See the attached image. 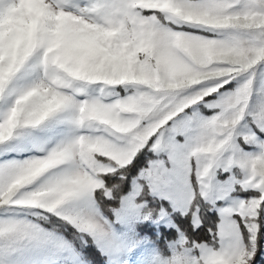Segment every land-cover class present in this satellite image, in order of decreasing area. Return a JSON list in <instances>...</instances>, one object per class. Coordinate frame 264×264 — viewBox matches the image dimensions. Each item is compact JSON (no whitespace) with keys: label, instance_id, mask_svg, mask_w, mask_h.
Returning <instances> with one entry per match:
<instances>
[{"label":"clouds","instance_id":"obj_1","mask_svg":"<svg viewBox=\"0 0 264 264\" xmlns=\"http://www.w3.org/2000/svg\"><path fill=\"white\" fill-rule=\"evenodd\" d=\"M45 2L58 10L56 0ZM131 2L136 15L121 18L123 35L114 36L103 51H94L91 41L78 33L49 34L41 39L33 23L32 9L37 3L0 0V65L7 69L17 56L23 59L11 78L14 86L4 93L2 116L15 113L16 134L41 128L64 113L71 114L75 127L70 138L50 147L38 145L44 148L42 154L21 162L25 169L48 162L54 166L37 176L25 172L10 197L12 203L35 199L38 205L49 206L59 198L58 189L72 181L106 185L103 170L121 167L120 160L109 153L128 151L138 137L179 110L175 119L184 114L190 125L181 143L187 153L191 191L195 202L204 207L197 177L204 182L206 169L212 171L216 164L232 158L226 153L236 142L245 106L240 88L250 75L247 65L255 60L257 50L264 49V26L256 27L246 7L234 6L230 0L195 4L212 12L208 24L180 16L170 19L159 9L151 10L154 0ZM74 14L87 24L112 28L94 11ZM217 14L222 19H217ZM178 36L187 44H178ZM237 77L244 79L235 89L221 91ZM201 106L212 114L205 115ZM189 108L195 109L191 115L186 113ZM129 170L123 167V172ZM98 193L97 206L107 212L113 205L105 204L102 188ZM257 198H264V193H258ZM0 204L3 211L27 220L36 219L31 213L44 211L41 206L11 207L8 200ZM48 226L53 227L51 223ZM241 239L247 246L243 229ZM195 243L196 238L189 237L177 252L191 249V264H204ZM201 243L222 251L219 239L212 236ZM227 244L225 241V247ZM160 251L172 264L168 253L163 248Z\"/></svg>","mask_w":264,"mask_h":264},{"label":"snow or ice","instance_id":"obj_2","mask_svg":"<svg viewBox=\"0 0 264 264\" xmlns=\"http://www.w3.org/2000/svg\"><path fill=\"white\" fill-rule=\"evenodd\" d=\"M56 2L58 10L45 0H39L34 7L33 23L40 38L43 39L49 34L78 33L81 38L91 41L94 51H103L114 36L123 35L120 27L122 17L136 15L135 4L131 0H56ZM156 9L170 19L173 16L185 18L200 11V8L190 0H176L172 4L157 3L154 0L151 10ZM92 11L112 25V28L109 30L98 24H87L74 14L79 13L83 16L91 14ZM250 11L252 13L250 18L264 26V0H252ZM76 24L82 27L77 28ZM180 41L181 38L178 36L176 42L179 44ZM262 63L264 49H259L255 60L247 65L250 75L240 88L245 101L241 118L245 120L250 116L251 122L260 132H264V103H259L255 110L251 111L250 105L254 93L253 66ZM22 64V57L17 56L7 69L0 65V102L4 93L8 91L12 76ZM178 113L179 110L173 112L167 121H161L148 130L145 136L138 137L134 146L123 153L121 167L114 168L106 175L105 180L117 176L126 180L123 167L130 168L146 144H150L156 153H167V159L152 160L148 167L140 171L135 193H123L119 197V206L109 209L114 218H109L97 206L92 185L85 186L76 181L58 189L59 198L49 206H42L43 212L31 213L35 220L21 219L18 215L9 214L2 210L3 205L0 204V264H59L58 256L74 250L73 241L63 235V231L68 228L74 229V239L90 237L98 248H104L110 253L119 252L125 247L135 250L144 243L143 238L135 234L131 237L122 235L115 227L128 218L134 219L137 223H144L146 227V222L152 221L176 229L177 239L169 244L170 251L167 252L172 264H191L188 255L191 249H183L182 254L177 252L188 242L189 237L196 238L195 246L199 249L204 264H261L260 256L264 253V198H257V194L264 193V141H260L256 131H252L244 136V142L247 144L259 142L261 151L255 155L244 154L237 161L230 159L223 166L224 171H230L234 163H239L241 168L247 170L245 179L239 182V189L233 175H230L228 179L220 182L219 195L214 200L211 199L216 170L222 163L216 164L215 171L205 170L204 182H200L197 177L200 199L205 203L211 202L207 211L215 210L217 213V219L213 222L215 226H209L207 229V232L221 243L222 251L215 252L206 243H201L207 239L199 238L205 235L207 217L205 210L195 202L191 191V173L186 171L187 153L184 150L185 145L178 139L180 136L186 138L190 125L186 120L175 119ZM170 121L173 123L169 128ZM17 127L14 112L8 117L2 116L0 144L14 138L17 135ZM231 147L234 151L238 149L243 152L237 142L232 143ZM34 168V165H30L25 169L21 162L15 160L0 163V201L8 200L11 207L37 204L35 199L15 203L10 199L18 188L23 174L30 173ZM102 190L106 199H117L107 184ZM235 193L244 195H234ZM148 195L157 198L155 202L159 207L152 206L147 199ZM164 201L169 203L171 211L165 207ZM176 212L187 219L179 223L172 220L173 213ZM49 223L53 227H49ZM242 229L247 237V246L242 243ZM81 240L87 242L85 239ZM225 241L228 242L227 247ZM103 254L102 252L101 255ZM144 264H168V260L161 255L160 250H149Z\"/></svg>","mask_w":264,"mask_h":264},{"label":"rangeland","instance_id":"obj_3","mask_svg":"<svg viewBox=\"0 0 264 264\" xmlns=\"http://www.w3.org/2000/svg\"><path fill=\"white\" fill-rule=\"evenodd\" d=\"M157 3L162 4H172L176 2V0H156ZM191 3H217L218 0H190ZM230 2L234 6H244L247 9V15L251 16L252 13L250 11L252 0H230ZM30 4L38 3V0H29ZM35 9H32L34 11ZM217 19H222L217 14ZM185 19L190 20L192 23H199V24H208L209 19H212V12L205 8H200V11L194 15H190L185 17ZM256 27H260V24H255ZM189 31H194L189 29ZM180 44H187V41L181 39ZM254 67V66H253ZM252 72L255 73V80H254V93L252 96V101L250 105V111L255 110V106L264 101V63L257 65ZM247 75V74H246ZM243 77H238L236 80L230 81L227 85L224 86V89L221 91L235 89L239 82L243 80ZM14 85L9 86V90ZM6 105L3 102H0V119H2V113L5 110ZM201 111L205 115H211V110L204 108L201 106ZM195 112L194 108H189L186 110L188 115H191ZM176 119L178 120H185L187 117L184 114H181ZM173 122H169L168 127L170 128ZM252 131H256L260 141H264V132H260L259 129H256L255 125L251 122V117H247L243 120L237 130L236 134V142L241 146L243 152H240L238 149L235 151L231 147L230 152L226 153V155L232 156V160L237 161L244 154L248 155H255L261 151L259 146V142L253 144H247L244 142V136L249 135ZM75 132V127L71 121V114L64 113L61 114L59 117H55L50 120L46 125L42 126L41 128L37 129H27L21 130L14 138L5 142L4 144H0V163H4L7 161H18L22 162L25 159H28L34 155L38 156L41 155L44 151L43 147H36L38 145H47L51 146L52 144L70 138L73 133ZM168 135V133H165ZM180 141L185 139L184 136L178 137ZM143 150L144 153L142 155L143 162L142 166L139 171L131 176L129 179L126 180L121 179L119 182H115L113 185L112 193L117 198L116 200H108L107 204L113 205V207L119 206V197L123 195V193H135L137 191L136 184L139 182V173L142 169L149 166L150 162L155 159H167V153H156L150 147H145ZM110 155H115L116 158L121 160L123 158V153H109ZM227 164V161L222 163L221 167L216 170L215 180L213 181L214 188L211 199L214 200L217 195H219V188L220 182L225 181L228 179L230 175H233L234 180L237 182L236 187H240L239 182L245 179L247 175V170L241 168L239 163H234L230 171H224L223 166ZM54 166L52 162H48L40 167L34 168L29 175L30 176H37L42 171L45 170L46 167ZM106 173L113 171V169H104ZM215 171V169L213 170ZM124 175V174H123ZM125 181L128 184H125ZM81 185H92L93 191L98 188H102V185L99 182L93 180H83V181H76ZM198 184V182H197ZM234 195H240L239 193H235ZM147 199L152 203V206L159 207V204L156 203L154 200L157 198L153 197L152 195H148ZM202 202H204L202 200ZM165 207H169V203L167 201L163 202ZM205 203V202H204ZM106 204V205H107ZM209 207L211 206V202L206 203ZM24 206L29 207H37L41 206L38 204L28 205L25 204ZM42 207V206H41ZM110 211V210H109ZM111 212V211H110ZM213 212L216 213L215 210ZM112 213V212H111ZM217 214V213H216ZM113 217V215H112ZM114 218V217H113ZM187 219L185 216L181 215L179 212L173 213L172 220H176L177 223L180 221H184ZM147 227L144 223H137L134 219L128 218L123 223L117 224L115 227L117 228L118 232L122 235H126L131 237L133 234L137 235L138 237L143 238L144 243L141 247L136 248L135 250H130L129 248L125 247L119 252L110 253L104 248H98V246L93 243L90 237H83L81 239H85L87 242H83L81 239H74L73 238V230H69L71 236H69L70 241H73V252L71 253H64L62 256H58L57 259L59 264H88L86 260L87 253L83 250L89 249L90 246L94 247L101 255L103 252L104 254L101 255L103 257L104 264H144V259L149 250H161L163 248L166 252L170 251L168 247L170 243L174 242L177 239L175 235L176 229L172 226L165 227L163 224L153 223L152 221H148ZM165 230L172 231V233L167 234ZM78 243V244H77ZM91 248V247H90ZM261 264H264V253L260 256Z\"/></svg>","mask_w":264,"mask_h":264},{"label":"trees","instance_id":"obj_4","mask_svg":"<svg viewBox=\"0 0 264 264\" xmlns=\"http://www.w3.org/2000/svg\"><path fill=\"white\" fill-rule=\"evenodd\" d=\"M194 31H198V30H194ZM144 151L145 150H142L140 152V154L136 157V160L133 162V165L130 167L129 172L128 173H126V172L123 173L125 176H127L128 179L131 176H133L134 174H136L139 171V169L141 168L142 162H143L142 155H143ZM106 181H107V187L112 188L113 185L115 184V182H119V181H121V179L119 178V176H117V177H113L111 179H108ZM125 184H128V183L125 181ZM98 189H101V188H98ZM98 189L94 190L95 195L99 194L98 193ZM238 189H239V187H238ZM239 194H241L242 196L244 195L243 193H239ZM103 198H104L105 204H107L108 199L105 198L104 191H103ZM154 201H156V200H154ZM203 204H204L203 209L205 210L207 218H206L205 226H204L205 235H202L199 238H201V239H210L211 238V234L207 232V229H208L209 226H211V227L215 226L213 222L217 219V214L215 212H213V211H207L209 206L206 203H204V202H203ZM105 213H106V215L109 218H113L112 217V213L109 210L107 212H105ZM69 230H73V229L68 228L66 231L62 230L63 231V235L66 236L67 238H69V236H71L70 233H69ZM165 232L167 234H169V236H170V233H172V231H169V230H167V231L165 230ZM90 247H89L88 250L83 248V250L87 253L86 260H87L88 264H104L103 257L100 255V253L94 247H92V246H90Z\"/></svg>","mask_w":264,"mask_h":264}]
</instances>
